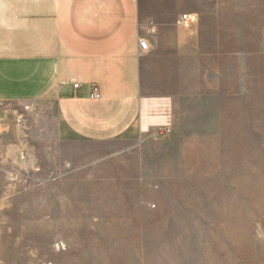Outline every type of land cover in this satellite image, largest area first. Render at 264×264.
Wrapping results in <instances>:
<instances>
[{
  "label": "rangeland",
  "instance_id": "1",
  "mask_svg": "<svg viewBox=\"0 0 264 264\" xmlns=\"http://www.w3.org/2000/svg\"><path fill=\"white\" fill-rule=\"evenodd\" d=\"M184 4L201 57L166 135L86 143L50 102L0 105V264H264V0Z\"/></svg>",
  "mask_w": 264,
  "mask_h": 264
},
{
  "label": "crops",
  "instance_id": "2",
  "mask_svg": "<svg viewBox=\"0 0 264 264\" xmlns=\"http://www.w3.org/2000/svg\"><path fill=\"white\" fill-rule=\"evenodd\" d=\"M184 3L0 0V105L50 102L59 136L76 141L155 138L173 124L175 74L201 57Z\"/></svg>",
  "mask_w": 264,
  "mask_h": 264
},
{
  "label": "built area",
  "instance_id": "3",
  "mask_svg": "<svg viewBox=\"0 0 264 264\" xmlns=\"http://www.w3.org/2000/svg\"><path fill=\"white\" fill-rule=\"evenodd\" d=\"M186 19H187L186 15L182 16V20H186ZM138 46H139V49H140L141 52H146L147 49H148V45H147L146 41H144L142 39H140L138 41ZM166 132L167 131L158 130L157 134L163 136V135H166Z\"/></svg>",
  "mask_w": 264,
  "mask_h": 264
}]
</instances>
